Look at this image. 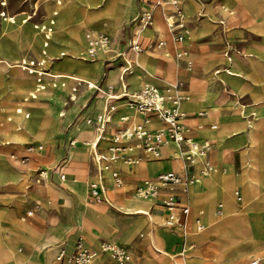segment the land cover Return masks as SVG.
<instances>
[{
  "label": "crops",
  "instance_id": "crops-1",
  "mask_svg": "<svg viewBox=\"0 0 264 264\" xmlns=\"http://www.w3.org/2000/svg\"><path fill=\"white\" fill-rule=\"evenodd\" d=\"M85 1L96 3L94 0V2L91 0ZM178 1L187 19V27H197L200 29L196 38L189 40L188 43H186L188 38L181 44L175 43L172 40L164 19L166 13L165 7L155 8L152 26L141 28L144 30V33H139L137 39L144 47H149L159 40H164L165 44L162 48L149 50L154 53L166 51V55L170 57L173 51L174 54L177 51H189L194 55L191 58L194 64L193 70L186 63L176 68V83H181L182 87L184 86L180 91H183L187 98L189 97L191 100L189 103L180 102V111L185 116L183 122L188 128V135L197 142L207 141L210 143L206 160L218 170L216 176H212L203 182L200 181V183H190L186 192H183L180 186L174 185L160 190L155 199H142L147 203L148 212L153 216L149 218L147 215L126 214L128 213L125 212L127 208H130V211H134L139 206L138 203L131 200L135 197L133 188L148 178L168 171L184 172L187 174L193 173L194 176H198L201 161L195 162L191 168H184L185 164L180 156L175 157L172 155L171 149L168 146L171 142H167L161 146L159 158L146 159L135 140L126 142L124 145L128 147L125 152L127 157L138 158L139 162L133 165L124 164L121 160L111 163V168L117 170L123 180V184L120 187H116L113 184L108 171L99 174L92 161L91 155L93 151L104 155L109 154L108 148L112 144L111 137L116 131L134 126L141 121L140 116L134 114L133 110L126 107L122 101H111V104L115 105L116 108L112 113L110 122L106 124L105 131L100 140H97V132L94 128L96 127L95 124H88L86 122L88 118L94 119L97 115L101 114L106 103H108L100 91L98 92L93 87L89 88L88 84L98 86L101 91L111 86L116 93L120 91L121 82L126 85L127 92H133L141 88L144 84H148L146 82L145 70L141 67L137 72V78L134 81L130 80L135 66V52L127 50L126 41L136 30L133 23L134 18L141 10L149 8L152 4H134V14L136 12L137 14L129 23L127 31L118 40L109 37L112 40L111 51L98 54V58L101 54L102 57L96 72L91 73L92 83H71V85H75L71 87L73 89L75 88L76 91L71 90L70 92L75 95H78L79 88L81 90H87L85 91V96L80 98L82 101L77 106L70 107L64 121L57 125V133L54 135L52 142H30L27 144V152L36 155H45L46 157L41 158L45 160V164H41L37 168L35 176H33L39 184L30 190H26L24 183L21 182L23 179L21 178L22 175L15 170L4 171L2 170L3 167L0 166V183L5 180H10L18 185L20 189L24 190L22 192V198L15 201L16 207L12 209L0 208V216L9 217V215H14L20 222H25V229H21V231L17 230V234L3 230L0 224V264H67L65 259L57 260V256L60 252H63L65 256L71 254L79 239L94 253L95 258L93 264H115L107 253L101 252L100 246L103 242L112 243L126 249L132 256L133 264H173L170 257L174 256L177 250H184V246H187L188 250L196 253V258L203 259L206 256L204 254L211 249V245H215L220 253V260L216 264H247V259L260 249L262 243L258 240L253 239L249 244H242L239 242V239L243 234L250 232L251 226L264 221V197H258L253 200L248 199L246 206L247 222L233 230L234 238L238 245L249 247L253 244V250L246 252L242 256L238 255L235 257L231 255V252L222 253L215 236L211 234L198 235L195 229L194 219L197 216H200L204 226H206V221L208 222L209 220L208 218L204 221L201 212L204 207L206 208L214 204V219L219 220L222 217V207L221 215H217V210L220 206L218 203L222 191L215 179L221 185L223 177L228 176L226 187L234 195V209L238 211H241L243 208L244 196L249 198V194L252 191H255V194L264 193L261 187V183L264 181V109L255 107L250 103L253 93L247 88V80L243 76L244 73L251 71L248 65L242 64L237 58L233 59L234 62L232 64L227 60L230 56L220 55V51H218L216 45L206 43L204 46L198 44L200 46L199 48L192 45L205 28L198 24H191L188 20L190 16L197 14L199 18H203L207 14L205 11L215 6L221 12L223 0ZM25 2L27 4H34L32 11L30 13L23 11L20 14L11 16L10 18H13V22L2 18L6 20V24H14L16 21L22 24H29L28 22L30 20H32L30 22H38L39 19L33 18L38 14V3L40 0H25ZM64 2L65 0H62L58 5L56 0H51L53 4L52 11L41 25L49 26L50 20L55 19L54 25L51 26L52 32L49 34L48 46L46 48L43 47L45 31L41 30V32L39 30L42 35L40 53L42 55V50L46 51V55L42 56L48 60V49L53 42L54 28H57V33L60 31L57 34V38H60V41L62 38L72 39L67 31H62L63 28L68 27V21L61 19L62 17L59 14V9L63 7L62 4ZM112 2L114 4H111V6L121 5L117 4L121 0H113ZM197 4L200 5L199 10H197ZM123 5H126L127 11L121 25L134 15L130 13V0L129 4ZM205 6L208 7L206 8ZM155 19H159L160 21L162 19L164 24L163 29L159 30L154 27ZM96 24L98 23L95 22L94 25H91L93 30L100 27L99 25L96 26ZM33 26L35 27L34 29L38 30L36 28L37 25L33 24ZM23 27L27 35V26L24 25ZM92 29L85 30V54L87 50L86 35L90 32L89 30L93 31ZM86 31L88 32L86 33ZM33 40L34 34L31 41ZM16 46L17 44L12 40L11 52H16ZM75 48L79 51L80 49L82 50L83 46L77 47L75 45ZM58 49H65L67 52L73 50L70 46H59ZM21 50L25 49L19 45V52ZM125 51H131L132 53H123ZM118 53L122 54L119 55ZM0 56H6V54H0ZM18 56L21 57L20 54ZM116 58H118L117 61ZM31 60L38 61L35 57ZM105 61L106 63H104ZM125 61L131 64L132 73L125 75L121 81L120 76ZM149 61L158 62V56H150ZM43 66L44 70H49L46 64ZM109 71H111L110 76L107 78L106 75ZM211 72L216 76L215 78L209 75ZM0 74L3 76L0 83L1 99L5 98L7 93H10L13 86L10 76H5L3 73ZM29 74H35L37 78L36 73ZM191 78L197 80L195 87L207 94L204 104L205 108L214 105L218 108L215 117H208L207 111H204L205 113L200 111L195 100L198 93L193 88ZM61 79L59 78V80ZM150 85H154L160 90L166 88L163 85ZM96 93H100L101 95L99 101H95L96 97L90 99ZM86 97L87 99L85 100ZM29 100H34V98H30ZM48 103L49 99L44 101L42 110L35 112L34 125L37 131H50L52 119L51 114L46 112ZM64 107H68V104ZM78 114L79 117L77 118L76 116ZM121 117H126V120H121ZM25 118H28V115ZM212 119L218 122L219 134H216L214 130L210 129ZM247 120L255 121L259 126L251 130L246 125ZM81 121L92 125V127L82 126L77 132V136L83 145L94 140L96 147L92 149L93 151H89L84 147L74 149V145L70 146V141L73 138L69 139L68 132L73 127L72 125H77ZM70 126L72 127L70 128ZM160 126V123L153 122L149 125V128L155 129ZM10 135V130H0V136L2 138H9ZM10 140L17 139L11 136ZM8 143L6 142V144ZM29 146L35 148L42 146V149L28 151ZM257 160H260L261 163L256 164L255 162ZM96 182H100L104 186L103 194L107 202L97 203L89 201L88 186ZM25 191L29 194L41 196L42 200L40 201L35 197L28 196ZM235 192L240 196L239 201L237 200ZM167 195L174 196L179 203L186 204L189 207V214L184 218L186 231L184 236L181 230L172 228L168 230L162 224L166 217L162 199ZM82 200H84L85 204H83ZM25 208H27L26 218L19 217ZM7 211H11V214ZM30 212L31 214H29ZM232 217L229 215L228 218L231 219ZM156 229L157 232L154 233ZM21 236H26L27 238H21ZM6 238H10V242ZM6 243H10V250L14 253L13 257L6 252L3 257ZM163 252L164 258L158 259L156 255L158 253L163 254ZM198 253L200 256H198ZM178 255L183 254L179 253ZM254 259L258 260L259 264H264V254L252 260Z\"/></svg>",
  "mask_w": 264,
  "mask_h": 264
},
{
  "label": "rangeland",
  "instance_id": "rangeland-1",
  "mask_svg": "<svg viewBox=\"0 0 264 264\" xmlns=\"http://www.w3.org/2000/svg\"><path fill=\"white\" fill-rule=\"evenodd\" d=\"M94 1H96V3H90L89 1H85V0H65V2L62 4L63 7L59 9V14L62 17L61 19L65 18V20L68 21V27H66L65 29L63 28L62 31L63 32L67 31L70 34V26L76 20L75 14H77L78 16H82L85 22L80 31V40L82 42V43L80 42V47L83 46V48L82 50L80 49L79 51H77L76 50L77 48H75L74 41L63 38L60 41V38H57L58 37L57 34H59L60 31H58L57 33V28H54L53 42L50 44V47L48 49L49 50L48 53L49 60H48L46 57H43L40 53L42 35L41 32L39 31V28L45 22V20L52 11L53 4L51 3V0H40V2L38 3V14L36 17L33 18V19H39L38 22H30L32 21L30 20L28 22L29 24L27 23L22 24L16 21V23L14 24L9 23L8 26H5V29L1 27L2 18H7L8 19L7 21L10 22L9 18L13 15L20 14L23 11H27L30 13L33 9L34 4H27L25 0H0V54L2 55L6 54V56H0V73H3L5 76L8 77L10 76L13 86L10 93H7L5 95V98L0 99V126H2L0 130L6 131L5 122L7 119H9L8 116L5 114L7 110L5 109L6 107H8L9 111L16 110L18 109V107L26 108L28 109L27 113H24L23 116L21 115V119H26L25 117L27 115L31 119L32 117L33 118L36 117L35 112L42 110L44 101H47L49 99L47 110L51 112L50 114L52 119L50 131L47 132L40 131V133L36 136L29 134L25 130L19 132L17 135L16 134L10 135L9 138H2L0 136V166L3 167L2 170L4 171L15 170L20 175H22L21 178L23 179L21 182L24 183L26 190H30L39 184L37 180L33 178V176H35V172L37 168L41 164H45V160L41 158H46L45 155H40V154L36 155L34 153L27 152L26 151L27 144L30 142L33 143L52 142L54 135L57 133L56 132L57 125L60 122L64 121V119L67 116L68 109L70 107L77 106V104H75L74 102L68 104L67 103L68 99H66L67 95L65 94L54 95V96L36 94L33 90L34 88L30 85L31 82L28 72H24L22 71L21 68L16 66L17 63H19V60L20 61L31 60L33 59V57H35L38 59V61L40 62L43 61L44 65L46 64L47 68H52L53 70L58 69V70L73 71L74 73L77 74L74 68L66 67L63 64V62H65V60L68 59L71 54H73L77 58L84 59V60L81 59V62L84 66H90L91 64L94 63H96L99 66L100 65L99 61L101 60L102 54L99 56V58L96 57L92 60L88 59L85 54V45H84L85 30L89 28L92 29L91 25L92 24L94 25L95 22H97L98 24H96V26L99 25L100 27L96 30L92 29L93 31L89 30L91 31V33L94 34L104 33L107 34L109 37L118 40L127 31L129 23L137 14V12L134 14L135 12L134 4H154V1L156 0H130V4H131L130 13L134 15L126 22H124L123 25H121L123 23L122 20L127 11L126 8L123 7L124 4L123 0H121L120 6H115V7L114 6L110 7L108 5L110 0H94ZM230 2H231V7H229L227 10L221 9V12L223 13H221L219 9L215 6L213 8L211 7L210 9H208V11L206 10L205 12L207 14L203 18H199L197 14L190 16L188 20L191 22V24L192 23L198 24L201 25V27L205 28L200 33L198 39H196L195 42L192 43V45L197 46L198 48L200 47L198 44H202L204 46L206 43H208L209 45H216V48H218V51H220V55L222 56L227 55L232 57L233 59L237 58L241 61L242 64L248 65L251 71L244 73L243 76L247 80V88L250 90V92L253 93V97L252 100H250V103L255 107H260L261 109H264V0H230ZM2 3H5V5H3ZM205 7L207 8L208 6ZM199 8L200 5L197 6V10H199ZM111 9L112 10L114 9L113 13ZM2 13L5 14L4 17L1 16ZM161 23H162V28H164L162 19H161ZM33 24L38 26V30L34 29L35 27L33 26ZM24 25L27 26V30H26L27 35L24 31V27H23ZM112 29H117V30H112ZM189 30L190 28L188 27V36H187L188 40L186 43H188L189 40H191V38L189 37ZM87 32L88 31H86V33ZM33 34H34V40L31 41L33 39ZM140 34H143V32H141ZM12 40L17 44V46L15 47L16 52H11ZM19 45L23 46L25 50H21L19 52ZM59 46H70L73 50L71 52H67L65 49L59 50L58 49ZM148 50H152V48L150 49L148 48ZM127 52L130 53L131 51H125L123 53H127ZM24 53H27L29 56L23 55ZM187 53L192 54L189 51H187ZM18 54H20L21 57H19ZM143 54L144 52L139 53V55H143ZM136 55H138V53L134 54V63H135ZM173 55L174 53L172 52L170 57H173ZM125 59L127 60V58ZM117 60L118 58H116V61ZM5 61H8L9 63ZM104 63H106V61ZM185 63L189 65L192 68V70L194 69V64L192 63L191 59L185 60L183 63H180L179 66H182ZM138 70L139 68L136 66L135 63L133 76L134 75L136 76H134L131 79L132 81H134L137 78ZM110 72L111 71L107 73L106 75L107 78ZM209 75L212 78L216 77L215 75H213L212 72L209 73ZM176 77L177 76H175L172 79H168L167 81L159 82V84L157 85L166 86V89L170 91L171 88L169 87L175 85ZM2 79L3 76L2 74H0V83ZM65 80H69V79H65ZM190 80L192 84L197 83L195 82L196 79L194 78H191ZM71 86H75V85H71ZM181 88H184V86ZM86 90L87 89L81 90V88H79L77 92L78 94L77 98L80 99L82 96L84 97ZM69 91H71V88L69 89ZM31 94L34 96V100H29ZM96 94L92 95L90 99L97 97ZM87 97L85 98V100L87 99ZM21 99L28 101L23 102L21 104L20 103ZM63 99H65L63 103H67L68 107L63 108L61 104V101ZM187 99H188L187 102L189 103L190 98L188 97ZM99 100L100 99L98 98V100L95 101H99ZM197 104L200 111L208 110V108H205L204 106L205 103L203 104L202 102H197ZM63 110H65V115L59 117L60 115L59 112ZM179 110H181V104L179 105ZM76 117L78 118L79 114ZM13 118L10 119H12L14 122L20 120L15 116H13ZM79 124L80 125L85 124L87 127L91 126L84 121L79 122L78 125ZM212 124H214L213 121ZM74 125H72L73 127L70 126V128L72 127L71 129L67 128L70 129L69 132L73 130ZM214 131H218V130H214ZM11 136L15 137L17 140H10ZM6 142L9 143L6 144ZM73 142H74V149L84 147L85 149L90 151L89 145L87 144L83 145L78 137L73 139ZM255 163L259 164L261 163V161L257 160ZM215 170H217L216 167L214 168V171ZM207 176L208 175L202 178H206ZM261 187H262V191H264V181H262ZM22 192H24V190L20 189L18 185H16L12 181L10 180L2 181L0 183V208L12 209L16 207L15 201L22 198L23 195ZM25 192L28 196L35 197L37 198V200L40 201L42 200L41 196L29 194L27 191ZM258 197L259 198L264 197V193L254 195V198H252L251 200ZM145 204L148 208L147 203ZM242 207L243 208L241 211L235 209L236 214H243V212L247 213L246 205L245 206L243 205ZM26 212H27V208H25L20 213L19 217L26 218ZM149 214H136V215L149 216ZM131 215H135V214H131ZM213 215H214V211H213ZM7 221L6 220L0 221V224L4 229H22L20 225V221L18 219H15L14 221L10 219ZM162 224L166 229L171 230L170 227L166 226L164 223ZM207 230H208L207 234H211L216 237V242L219 238H221L220 234H218L216 231H210L207 228V226H204V229L200 231L201 233L198 232L197 234L202 235ZM253 239L260 241L262 245L254 255H252L247 259V264L253 258H259L262 254H264V221H261L258 224L256 225L254 224L253 226H251L250 232L248 234H243L239 239V242L242 244H249L250 242H252ZM226 244L228 245L227 241ZM211 246H212L211 249H209L207 253L204 254L206 256L203 259L196 258L195 255L196 253H193V251L188 250L187 246H184V250H177L174 256L170 258L173 264H216L220 260V253L218 252V249L217 247H215V245H211ZM237 248L240 249L241 251L237 252L236 247L228 246L226 252H231V255L237 257L238 255L242 256L246 252L253 250L247 246L244 247L240 245H237ZM179 253L183 255H178ZM156 256L158 259H163L164 252L163 254L158 253ZM198 256H200L199 253Z\"/></svg>",
  "mask_w": 264,
  "mask_h": 264
},
{
  "label": "built area",
  "instance_id": "built-area-1",
  "mask_svg": "<svg viewBox=\"0 0 264 264\" xmlns=\"http://www.w3.org/2000/svg\"><path fill=\"white\" fill-rule=\"evenodd\" d=\"M62 0H56L59 5ZM3 5L5 3H2ZM166 13L164 16L165 22L168 26V31L171 34L172 40L177 43H183L188 34L187 19L183 13L180 2L178 0H156L149 8L141 10L134 18L133 23L136 30L126 41L127 50H131L135 53H141L150 48H162L165 44L164 40H159L149 47H144L138 42V29L144 27H151L153 23L155 8H165ZM4 17V13L1 14ZM13 22V18H9ZM49 26H43L42 30L45 31V40L43 47L48 46ZM87 41V55L89 57H95L99 50L109 52L112 48V40L108 35L103 33L93 34L88 33L86 35ZM45 53V52H43ZM121 55L122 53H118ZM43 62L35 60H21L19 67L22 70L31 73L36 69H40L37 73V81L40 82L44 73ZM131 64L125 61V65L121 71L120 79L122 81L125 75L131 74ZM89 88H96L104 96L108 103L103 109V112L96 116V118H88L86 122L88 124H95V130L97 132V140H100L102 134L105 131L106 124L110 122L112 113L115 111L116 106L111 104V101H122L124 105L136 112L141 118L139 124L131 127L123 128L116 131L111 137V146L108 148V155L99 154L95 151L92 152V161L99 174L104 171L110 173L111 180L116 187H120L123 184V180L119 172L111 168V163L117 160H121L124 164L133 165L139 162L138 158L127 157L126 150L128 147L124 145L126 142L135 140L138 147L141 149L142 154L146 159H157L160 156V148L163 144L171 142L176 144L180 158L184 162V168H191L194 165L195 158L201 159V168L199 170V176H206L213 171L214 167L206 160L207 152L210 148V143L197 142L192 139L187 132V126L184 124V114L179 110L180 102H187L186 96L178 94L182 84L176 83L171 90L166 88L160 90L154 85L144 84L138 90L133 92H127L126 85L121 82L120 91L115 92L111 86L101 91L98 86L88 84ZM39 87L38 89H42ZM73 91H76L74 88ZM202 114V113H201ZM121 120L125 121L126 117H121ZM153 122L160 123L159 128L150 129L149 125ZM74 145L73 140L70 141V146ZM96 147V143L93 144V148ZM34 149L41 150L42 146L28 147V151ZM195 180L193 173H181L175 171H168L157 174L152 178L144 180L141 184L133 188L135 197L143 199H155L158 193L162 189H166L170 186H180L183 192L187 191L190 183ZM104 186L100 182L91 183L88 186V199L92 202H107L104 198ZM237 200H240V196L235 192ZM163 208L166 211V217L164 224L172 229H179L184 236L185 220L184 218L189 214V207L186 204L179 203L174 196L167 195L162 199ZM31 214V212L29 213ZM217 215H221V206L218 207ZM194 225L197 232L204 229V224L201 221L200 216L194 219ZM101 252L107 253L115 264H133L131 254L124 248L112 244L103 242L100 246ZM94 253L87 248L83 241L79 239L74 251L66 255L60 252L57 256V260L65 259L67 264H93ZM250 264H259V261L254 259Z\"/></svg>",
  "mask_w": 264,
  "mask_h": 264
},
{
  "label": "bare ground",
  "instance_id": "bare-ground-1",
  "mask_svg": "<svg viewBox=\"0 0 264 264\" xmlns=\"http://www.w3.org/2000/svg\"><path fill=\"white\" fill-rule=\"evenodd\" d=\"M112 1L113 0H110L109 1V4L108 5L110 7H111V4H114ZM123 1H124V4H128V2H129V0H123ZM117 4H120V3H117ZM222 4H223V7H222L223 10H227L229 7H231L230 0H223ZM125 6L126 5H123V7H125ZM113 10H112V13H113ZM82 14H83V12H82ZM4 16H5V14H4ZM75 16H76V20L70 26V36L72 37L71 40L75 42V45L77 47H80V42H81V40H80V31H81V29H82L85 21H84V19H83L82 16H78L77 14H75ZM6 20H8V19L6 18ZM6 20L2 19V22H1V27L4 28V29H5V26H8L9 25V23H7V24L5 23ZM54 23H55V19L54 20L53 19L50 20V26H53ZM153 25H154L155 28H157L159 30L163 29L162 28V23H161V21L159 19H155ZM42 27L43 26H41L39 28L40 31L42 30ZM36 28H38V26H36ZM199 30L200 29L197 28V27L190 28V30H189V37L191 39L192 38L193 39L196 38V36L199 34L198 33ZM51 32H52V28H50V33ZM141 32L144 33V30L138 29V35ZM89 33H91V31ZM187 36H188V34H187ZM187 36H186V38H187ZM186 38L184 39V41L186 40ZM86 45H87V41H86ZM43 52H45V53H43ZM101 52H105V51L99 50L97 52V55L95 57H92L91 58V57H89L87 55V50H86V55H87V57L89 59L92 60V59L96 58L98 56V54L101 53ZM23 55H28V54L27 53H24ZM42 55L45 56L46 55V51L42 50ZM152 55H157L158 56V62H150L149 61V57L152 56ZM193 56L194 55H192V54H188L187 51H185V52H179V51H177L173 55V57H169V56L166 55V51H158V52L154 53V52H151V51L147 50V51L144 52L143 55H139V53H138V55H136L135 63H136V66L138 68L141 67V68H143L145 70L146 82L149 85L150 84H159V82L167 81L168 79L174 78L177 75L176 74V68L179 66V64L180 63H183L185 60L191 59ZM81 59L80 58H77L75 55L71 54L70 57L68 59H66L65 62H63L64 66L69 67V68H74V70L77 72V74L74 73L73 71L58 70V69L53 70L52 68H49V70L47 69V70L44 71V73L42 75V78H41V81L38 82L37 81L38 77L36 78V75L35 74H29L28 73V75L30 76V82H31L30 85L34 88L33 89L34 92L36 94H38V95H48V96L65 94V95H67V98L66 99H68V102H67L68 104L71 103V102H74L75 104H78L79 101H81L82 99H78L77 98V95H75V94H73V93H71L69 91L70 88H71V90H73V88L71 87V83H73V82H80L79 84H81L82 82L92 83L93 80L91 78V73L92 72L93 73L96 72V69L98 68V65L96 63L91 64L90 66H84L82 64V62H81ZM82 60H84V59H82ZM227 60H229L232 64L234 62L233 58H231V57L228 58ZM5 62L9 63L8 61H5ZM41 62H43V61H41ZM43 64H44V62H43ZM16 66L19 67V63H17ZM39 70L40 69H36L33 72L36 73V71L38 72ZM33 72H31V73H33ZM155 74H157V75H155ZM109 76L110 75H108V78H109ZM134 76H136V75H134ZM134 76L132 75V77L130 78V80ZM59 78H62V79L59 80ZM65 79H69V80H65ZM195 82H197V81L195 80ZM174 86L175 85H173V86H171L169 88H173ZM195 86H196V83H193V88L198 93V96L196 97L195 100L197 102H202L204 104L205 103L204 100H206L207 94L206 93H203L202 90H199V88H197ZM39 87H43V88L40 90V89H38ZM178 94H181V95L186 96L183 91H179ZM30 98H34V96L31 94ZM98 98L101 99L100 98V93L97 94V97H96L95 100H98ZM64 100L65 99H63L61 101V104H62L63 108H64L65 105H67V103H63ZM24 101H27V100H22L21 99L20 103L22 104ZM180 104L181 103H179V105ZM2 108H4V107H2ZM5 109H7L6 112H5V114L9 118L5 122V127H6V130H10L11 135H15V134L17 135L19 132H21L23 130L27 131L29 134L34 135V136H36V135H38L40 133V131H37L35 129V125H34L35 118L32 117L30 119V117H28L26 119H21V115L23 116L24 113H27V110L28 109L23 108V107H18V109L13 110V111H11V110L9 111L8 110V107H6ZM9 109H10V107H9ZM206 111H207V116L208 117H215L216 116V113L218 111V108L214 105V106L208 107V110H206ZM46 112L48 114L51 113L48 110ZM202 112L205 113L204 111H202ZM59 113H60L59 117L60 116H63V115H65V110H63V111H61ZM134 114H136V112ZM13 116L19 118L20 120H17L16 122H14L12 119H10V118H13ZM212 121H213L214 124L211 125L210 129L218 130L219 129V126H218L217 120H213L212 119ZM246 125H248L251 130L256 129L259 126L255 121H250V120H247L246 121ZM82 126H86V125L85 124H82V125H80V124L78 125L77 124V125H75L74 128H73V130L70 131L69 134H68L69 138H73V139L77 138L78 137L77 136V132L81 129ZM89 127H92V125L89 126ZM216 132H217V134H219V131H215V133ZM20 140H22V139H20ZM93 144H94V140H91V142L87 144V145H89V149L90 150L93 149ZM168 146L171 149V152H172V155L173 156H175V157H179L180 156V153L178 152V150L176 148V144L171 143V144H168ZM195 161L196 162H199V161H202V160L199 159L198 157H196L195 158ZM217 172H218L217 170L214 171V169H213L212 172H210L209 174H207L208 176L206 178H202V179H201V176H199V174H198V176H195V180L193 181L194 182L193 184L200 183V181L203 182L204 180H206V179H208V178H210L212 176H216ZM215 180H216V183L218 184V186L220 187V189L222 191V195H221V198H220V201H219L218 204L223 208V213H222V217L219 220H215L214 219V215H213L214 204H211L210 203L211 205H209V207H206V208L204 207L202 209V214H203V216L205 218V221L209 218L208 222L206 221V226H207V228L210 231H216L218 234H220L221 238H219L217 240V242H218L217 244H218V246L220 248V251L222 253H225L227 251V247L228 246L236 247V251L237 252H240L241 250L237 248L238 243H237V241L234 238L233 230L236 227L241 226V225H243V224H245L247 222L246 221V213L243 212V214H236V211L234 209V195L226 187V183L228 181V176H224L223 177V181H222V184L221 185H219L217 179H215ZM202 193H204V192H202ZM254 195H256L255 194V191H252L249 194V198L246 197V196H244V203H243V205L244 206L245 205L247 206L248 199L254 198ZM142 199L139 198V197L132 198L131 200L134 201V202H136V203H138L139 206L136 207L134 211H130V208H127L125 210V212H128V213H126V214H135V215L136 214H149V212L147 211V206L143 202ZM82 202H83V204H85L84 203V200H82ZM246 211H247V209H246ZM7 212L9 214H11V211H7ZM229 215H231L233 217L230 219V218H228ZM152 217L153 216L151 214H149V218H152ZM10 219L14 221L16 219V217H14V215H11V216L9 215V217L0 216V221L1 220L2 221L3 220H6L7 221V220H10ZM24 223L20 222V225H21L22 229H25V227H24L25 224ZM152 226H154V225H152ZM4 227H6V226H4ZM2 229L5 230V231H8V232H11V233L14 232L15 234H17L16 233L17 230L21 231V229H4L3 227H2ZM156 232H157V229L154 231V233H156ZM207 233H208V230L205 231L202 235H206ZM24 237L27 238L26 236H21V238H24ZM9 240H10V238L7 239V241H9ZM12 241H13V239H12ZM226 241H227L228 245L226 244ZM9 244L10 243H6V247L7 248L4 247L3 257L5 255V252L8 253L9 255H12V257L14 256L13 251L10 250V245ZM252 247H253V244H251L249 246V248H251V249H252Z\"/></svg>",
  "mask_w": 264,
  "mask_h": 264
}]
</instances>
